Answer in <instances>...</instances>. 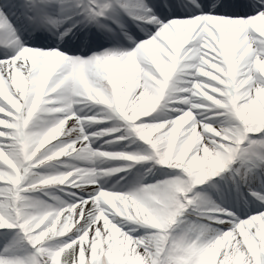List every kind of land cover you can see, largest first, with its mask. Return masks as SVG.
<instances>
[{"label":"snow or ice","instance_id":"obj_1","mask_svg":"<svg viewBox=\"0 0 264 264\" xmlns=\"http://www.w3.org/2000/svg\"><path fill=\"white\" fill-rule=\"evenodd\" d=\"M0 264H264V0H0Z\"/></svg>","mask_w":264,"mask_h":264}]
</instances>
